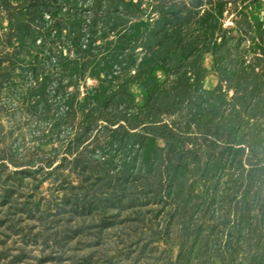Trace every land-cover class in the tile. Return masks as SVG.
<instances>
[{
    "label": "rangeland",
    "instance_id": "obj_1",
    "mask_svg": "<svg viewBox=\"0 0 264 264\" xmlns=\"http://www.w3.org/2000/svg\"><path fill=\"white\" fill-rule=\"evenodd\" d=\"M0 264H264V0H0Z\"/></svg>",
    "mask_w": 264,
    "mask_h": 264
}]
</instances>
